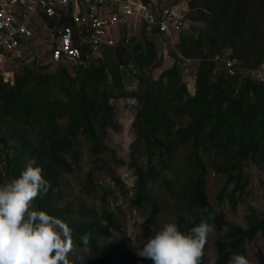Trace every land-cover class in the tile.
<instances>
[{
	"label": "trees",
	"instance_id": "16d2710c",
	"mask_svg": "<svg viewBox=\"0 0 264 264\" xmlns=\"http://www.w3.org/2000/svg\"><path fill=\"white\" fill-rule=\"evenodd\" d=\"M187 5L190 23L201 22L202 26L189 24L188 29L173 33L174 61L154 80H148L142 70L152 72L160 66L158 49L143 31L131 45L106 47L98 60L86 64V45L77 42L83 56L74 61L73 72L65 66L72 60H49L59 67L47 72L49 62L41 64L39 57L8 61L1 66L0 166L4 174L0 182L18 178L27 162L35 158L34 166L42 168L50 186L46 195L33 201L34 209L65 221L73 231L75 245L84 251L82 259L70 256V264H112L116 260L125 264V256L130 254L126 236L100 242V236L108 237L119 230L112 213L104 211L105 224H96L85 219L82 208L75 211L70 204L59 205L53 199L59 172L72 171L66 155L77 161L76 138L85 141L95 162L110 150L104 139L108 126L113 125L112 99L134 95L141 103L135 124L148 160L145 167L136 160L132 166L136 175L135 203L150 205L143 222L146 236L162 212L157 199L148 194L147 185L158 178L163 185H171V179L168 182L159 169L168 168L182 147L187 148L190 170L181 183L180 203L185 206L175 223L185 233L201 219L216 230L224 224L206 194V165L225 177L221 194L232 185L230 200L235 203L245 191L243 162H264V81L240 71L255 72L264 65V0H188ZM44 23L52 27L61 21L44 16ZM229 58L241 62L235 75L224 68V59ZM184 60L197 61L194 93L183 81ZM13 64L17 65L13 79L6 81L2 74L6 66ZM131 64L136 73L129 70ZM129 79L138 81L136 89L126 87ZM175 117H187V121L176 126ZM205 208L208 211L202 214ZM262 230L264 217L250 219L246 228L230 226L225 238L215 240L214 264H228L234 253L246 256L245 243ZM85 233H90L88 248L80 240Z\"/></svg>",
	"mask_w": 264,
	"mask_h": 264
},
{
	"label": "rangeland",
	"instance_id": "374dc122",
	"mask_svg": "<svg viewBox=\"0 0 264 264\" xmlns=\"http://www.w3.org/2000/svg\"><path fill=\"white\" fill-rule=\"evenodd\" d=\"M190 26L199 28L202 23L191 22ZM135 33L133 39H138L140 30ZM149 39L156 44L160 66L152 72L142 70V73L148 80H154L162 70L171 66L174 61L172 53L175 52V49L171 39L163 40L152 37ZM48 53V47L43 45L37 52V58L39 57L41 64L49 62L46 68L47 72L57 71L59 65L49 61ZM65 66L73 72L75 62L68 61ZM196 66L197 61L194 60H184L181 63L183 81L190 93L195 89ZM16 68V64L6 66L5 70L7 71L2 74L4 80L12 81ZM240 71L243 74L252 73L242 69ZM137 83L136 79H129L126 87L129 90L136 89ZM111 103L114 107L113 125L108 126L104 139L110 150L100 154V161L95 162L85 141L81 137L76 138L74 147L78 152L77 161L74 162L71 156L66 155L72 164V171L59 172L58 182L53 188V199L59 205L70 204L75 211L82 208L85 219L94 221L96 224H105L104 211L112 213L117 219L119 230L113 231L108 237L100 236V242H114L122 236H126L129 238L130 254L125 256V264H152L151 260L144 259L136 253L164 223L175 222L177 217L183 213L185 205L180 203L182 198L180 190L183 188L181 183L190 170V168L187 169V148L182 147L177 152L176 158L170 161L168 168L159 169L161 175L167 178L168 182L171 179V185H163L161 178L147 185L148 194L157 199L162 207V212L157 217L156 226L150 229L151 234L146 236L143 222L148 215L150 205L145 202L141 205L135 203L136 175L132 166V161L136 160L137 163L145 167L148 160L144 144L138 138V129L135 124V115L141 103L134 95L112 99ZM174 119L176 126L181 122L185 124L187 121V117L182 120L178 117ZM152 162L157 163L156 156L152 158ZM206 169L205 190L208 200L224 219L221 229H215L205 243V264H214L217 255L216 239L225 238L232 225L246 228L250 219L264 217V162L253 159L243 162L242 173L245 191L235 203L230 200L232 185H228L221 194L225 177L211 169L209 165H206ZM1 174H4V170L0 166ZM173 176L178 178L179 182L173 180ZM6 181L7 179L1 181L0 184ZM168 186L169 188H167ZM245 251L250 264H264V230L245 243ZM83 252L82 248L76 246L75 253L70 256L83 258ZM112 264L121 263L116 260Z\"/></svg>",
	"mask_w": 264,
	"mask_h": 264
},
{
	"label": "built area",
	"instance_id": "2783aa9c",
	"mask_svg": "<svg viewBox=\"0 0 264 264\" xmlns=\"http://www.w3.org/2000/svg\"><path fill=\"white\" fill-rule=\"evenodd\" d=\"M187 9L185 0H0V69L8 61L37 58L43 45L49 60L59 62L80 61L83 53L77 42L85 44L86 64L98 60L106 47L131 45L138 30L148 38L168 40L188 29ZM44 16L61 23H44L48 33L39 41L36 24L44 22ZM240 64L236 58L224 59L230 75ZM128 68L137 72L132 64Z\"/></svg>",
	"mask_w": 264,
	"mask_h": 264
},
{
	"label": "clouds",
	"instance_id": "9594fccd",
	"mask_svg": "<svg viewBox=\"0 0 264 264\" xmlns=\"http://www.w3.org/2000/svg\"><path fill=\"white\" fill-rule=\"evenodd\" d=\"M34 165L35 158L30 159L18 178L0 184V264H70L69 257L76 251L72 229L62 219L33 207V201L46 195L50 186L42 168ZM207 211L201 209L202 214ZM214 231V225L203 219L187 233L175 222H166L136 254L152 264H202L206 240ZM80 240L88 248L90 233ZM228 264L250 262L234 253Z\"/></svg>",
	"mask_w": 264,
	"mask_h": 264
},
{
	"label": "crops",
	"instance_id": "0c3cea01",
	"mask_svg": "<svg viewBox=\"0 0 264 264\" xmlns=\"http://www.w3.org/2000/svg\"><path fill=\"white\" fill-rule=\"evenodd\" d=\"M185 3H187V0H185ZM36 25H38L36 39L39 40V41H43V39L46 37V35L48 33L47 30H44L43 29V27L45 26V24H44V22L42 20L41 21L38 20V23ZM192 93H194V90L192 91Z\"/></svg>",
	"mask_w": 264,
	"mask_h": 264
},
{
	"label": "water",
	"instance_id": "95a60500",
	"mask_svg": "<svg viewBox=\"0 0 264 264\" xmlns=\"http://www.w3.org/2000/svg\"><path fill=\"white\" fill-rule=\"evenodd\" d=\"M250 78L255 80L264 81V65H260L258 67V73L257 74H249Z\"/></svg>",
	"mask_w": 264,
	"mask_h": 264
}]
</instances>
